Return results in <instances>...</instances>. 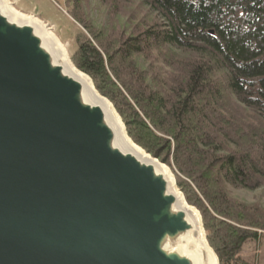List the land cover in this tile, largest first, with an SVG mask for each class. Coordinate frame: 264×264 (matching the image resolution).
I'll return each instance as SVG.
<instances>
[{
    "label": "trees",
    "instance_id": "obj_1",
    "mask_svg": "<svg viewBox=\"0 0 264 264\" xmlns=\"http://www.w3.org/2000/svg\"><path fill=\"white\" fill-rule=\"evenodd\" d=\"M70 1L88 33L70 53L74 67L128 138L174 170L219 264H255L240 251L259 241L264 214L230 202L227 188H264V0H133L162 22L117 40L115 26L84 25Z\"/></svg>",
    "mask_w": 264,
    "mask_h": 264
},
{
    "label": "water",
    "instance_id": "obj_2",
    "mask_svg": "<svg viewBox=\"0 0 264 264\" xmlns=\"http://www.w3.org/2000/svg\"><path fill=\"white\" fill-rule=\"evenodd\" d=\"M177 204L0 5V264H204Z\"/></svg>",
    "mask_w": 264,
    "mask_h": 264
},
{
    "label": "rangeland",
    "instance_id": "obj_3",
    "mask_svg": "<svg viewBox=\"0 0 264 264\" xmlns=\"http://www.w3.org/2000/svg\"><path fill=\"white\" fill-rule=\"evenodd\" d=\"M6 1L21 14L34 17L37 20H39L43 25H45L46 28L49 29L50 32L54 35L60 46L65 50L66 54L68 55V59L72 64L70 59V53H72L76 48V39L80 35H84L86 38L88 37V33L86 32V29L83 28L82 23L78 24L72 18V13H74L73 2H71L70 0H6ZM75 1L79 3V7L78 5H76L77 7L75 6V8L84 25L86 24L87 26H93L96 28L100 26H105V27L115 26L116 29L113 27L115 31H112V34L113 36L116 37V40L123 37L128 38L129 36H135L137 34H141L144 31L143 29L144 22L147 24V26L151 25L154 22L160 25L162 22L161 19L159 20V18H156L155 14L149 13L148 9L144 7V5L140 3V1H133V0L132 1L131 0H75ZM112 38L114 39V37ZM174 56H176L177 57L176 59L178 60H189L188 59L189 57H186L181 51H175ZM88 79L91 81L89 77ZM91 84L94 88L92 81ZM94 90L96 91L95 88ZM99 96L102 97L101 95ZM105 100L110 104V106L114 110L112 104L107 99ZM114 113L121 122L124 132L126 134L125 127L120 117L118 116L115 110ZM226 118L231 119L230 115L226 116ZM233 118L234 120L239 119V118L237 119V117L236 118L233 117ZM251 125L255 127V123L252 120H251ZM129 140L131 141V139ZM133 144L136 145L135 143ZM156 161L160 163L158 160ZM164 166L167 167L169 174L174 180L175 190L185 201L184 194L178 189L176 185L174 170L166 165ZM178 177L180 180H183V178H181L179 175ZM227 194L230 202L242 203L246 207H253L252 209H258L264 214V188L261 187L255 191L254 190L247 191L242 189H233L229 187L227 188ZM193 208L199 213V216L202 220V215L200 214V212L195 207ZM208 212L211 214V216L214 215L213 212L209 209ZM202 227H203V220H202ZM203 233L206 239V234H205L206 232L204 227H203ZM258 233L260 234L259 241L256 243L252 241H248L247 243H245L240 251V257L243 259L253 260L255 264H264V232L259 231ZM214 255L216 256L215 253ZM217 263L219 264L218 258H217Z\"/></svg>",
    "mask_w": 264,
    "mask_h": 264
},
{
    "label": "bare ground",
    "instance_id": "obj_4",
    "mask_svg": "<svg viewBox=\"0 0 264 264\" xmlns=\"http://www.w3.org/2000/svg\"><path fill=\"white\" fill-rule=\"evenodd\" d=\"M0 5L2 14L7 17L9 21L17 23L20 26L31 27L34 30L36 35H38V37H40L44 41L46 47L48 48L54 59L60 65H62L65 73L69 76H72V78H74V80L82 86L84 96L86 97L87 101L93 105L99 106L103 110L110 126L115 131V143L117 148L123 153L130 154L136 159L146 163L147 165L153 166L158 172L165 176L168 181L169 190L178 201V207L186 212L189 222L195 227L193 235L196 236V244L203 255V258L205 260L204 264H218L216 256L208 246L205 239L202 220L199 216V213L192 206L188 205L184 201V199L177 193L174 186V180L169 174L167 167L152 159L149 155H147L143 150L134 145L128 139L121 122L114 113V110L112 109L110 104L96 93L88 77L79 72L70 63L65 50L60 46L54 35L50 32L49 29L46 28L45 25H43L34 17L21 14L20 12L15 10L6 0H0Z\"/></svg>",
    "mask_w": 264,
    "mask_h": 264
}]
</instances>
